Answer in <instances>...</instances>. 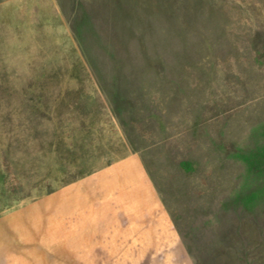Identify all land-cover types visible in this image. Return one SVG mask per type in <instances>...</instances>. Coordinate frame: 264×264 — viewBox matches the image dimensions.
I'll return each mask as SVG.
<instances>
[{"label": "rangeland", "instance_id": "rangeland-1", "mask_svg": "<svg viewBox=\"0 0 264 264\" xmlns=\"http://www.w3.org/2000/svg\"><path fill=\"white\" fill-rule=\"evenodd\" d=\"M0 264H264V0H0Z\"/></svg>", "mask_w": 264, "mask_h": 264}, {"label": "crops", "instance_id": "crops-1", "mask_svg": "<svg viewBox=\"0 0 264 264\" xmlns=\"http://www.w3.org/2000/svg\"><path fill=\"white\" fill-rule=\"evenodd\" d=\"M120 167L125 169L128 175H104L106 190L115 195L116 198L120 197L125 205H136L138 210L145 211L149 216L158 214L161 221L156 226L162 227V229L166 227L165 231H167L169 223L163 212H160L161 204L155 187L147 175L142 173L139 163L123 162ZM134 168L136 175L130 172V169Z\"/></svg>", "mask_w": 264, "mask_h": 264}]
</instances>
